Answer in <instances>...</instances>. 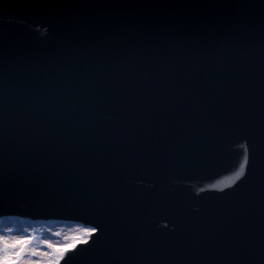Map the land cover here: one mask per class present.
Segmentation results:
<instances>
[{"label": "water", "instance_id": "1", "mask_svg": "<svg viewBox=\"0 0 264 264\" xmlns=\"http://www.w3.org/2000/svg\"><path fill=\"white\" fill-rule=\"evenodd\" d=\"M176 3L170 0L166 7L171 10ZM252 3L256 11L252 30L231 52L218 51L205 41L188 52L183 63L174 64L169 55H160L150 69L134 70L129 66L132 47H109L106 31L114 23L119 28L123 19V27L135 35L134 25L147 21L160 7V0H2L0 143L5 141L3 151L8 154L11 172L17 164L25 163L15 159L17 144L23 141L26 157H32L31 171L45 176L48 195L62 202L37 205L34 197L39 198L40 191L36 187L18 188L9 183L10 174L0 170V199L5 202L0 216L35 215L99 224L104 235L87 254L71 255L67 264H190L181 251L165 255L158 250L176 244L213 211L249 195L255 182V174L250 173L231 187L199 191L235 172L242 155L237 144L244 143L245 133L202 137L197 129L202 112L214 116L216 98L233 93L242 96L245 117L251 116L259 126L264 42L259 0ZM199 6L215 4L201 0ZM158 19L164 23L167 18ZM87 25L100 27L89 31ZM237 52L242 57L240 63L229 59ZM145 54L154 55L151 49ZM98 83L109 93L94 117L99 128L93 130L81 121L83 134L72 138L65 119L75 121L86 112L92 98L86 97L84 85ZM165 88L170 91L162 96ZM129 92L151 97V120L160 128L151 139L141 138L138 129L130 155L123 152L128 145L122 141L120 152L109 153L111 133L119 130L125 116L121 95ZM28 97L37 102L25 104ZM50 102L53 115L46 119ZM139 116L133 112L130 119L139 124ZM140 126L147 127V123ZM189 128L192 134L187 133ZM46 138L56 144L55 159L57 165L63 162L61 167L52 166L49 154L53 147L43 144ZM97 139L103 140L104 151L94 148ZM247 215L253 252L241 264H259L264 210L258 182ZM118 233L140 246L144 254H108Z\"/></svg>", "mask_w": 264, "mask_h": 264}, {"label": "snow or ice", "instance_id": "2", "mask_svg": "<svg viewBox=\"0 0 264 264\" xmlns=\"http://www.w3.org/2000/svg\"><path fill=\"white\" fill-rule=\"evenodd\" d=\"M169 2L170 0H160V7L148 17L147 21L134 25L135 35L132 34V29L123 27V19L119 22L121 25L119 28L114 23L111 30L107 29L105 43L109 47L117 49L132 47L134 56L130 57L129 66L134 70L136 68L150 69L155 58L160 55H169V59L174 64L183 63L186 54L199 48L205 41H210L209 47H215L218 51H224L227 54L231 52L238 40H242L252 30L256 18L255 5L252 0H211L215 7H201L199 6L201 0H191L190 4H186L185 0H177L176 6L171 10L166 7ZM259 5L261 39L264 42V0H259ZM160 16L167 18L164 23H160L158 19ZM87 27L89 31H92L100 26L87 25ZM148 49H151L154 55H146L145 51ZM170 53H175V55H170ZM229 59L234 63H240L242 57L237 52L229 56ZM84 91L86 97L92 98V104L85 113L78 115L75 121L71 118L65 119V125L71 127L69 136L72 138L83 134L81 121L93 130L99 128V125L94 123V117L98 106L109 98V93L102 83L92 86L85 84ZM168 91H170L168 88L162 89L160 94L163 96ZM150 99L149 96H137L130 92L121 95L120 107L125 116L122 118L119 130L111 133L112 145L109 153L120 152L122 141L128 145L123 152L130 155L131 145L137 138L138 129L141 138L151 139L158 132L160 125L151 120ZM29 102L36 103L37 100L35 97H28L24 101L25 104ZM215 103L218 107L214 116H209L207 111L202 112L201 122L197 126L199 134L202 137H215L218 133L244 132L245 135L242 136L244 143L237 144V147L242 150V155L232 175L199 191L222 190L225 187H231L237 181H242L241 178L247 179L250 173H254L255 182L252 190L249 195L241 197L238 202L228 208L213 211L205 222L183 235L176 244L158 251L165 255L169 252L174 254L176 251H181L182 255H187L190 264L191 262L195 264H241V261L253 252L250 244L247 211L257 182L261 206L264 210V87H262L261 116L258 128L253 124L251 116L245 117L244 110L241 108V95L224 94L218 96ZM133 112L140 113L139 124L130 119ZM52 115L53 107L50 102L46 119H51ZM144 123H147V127L140 126ZM181 127L184 125L181 124ZM186 131L192 134L190 128ZM44 136H47L46 132ZM43 144H52L53 151L49 154L52 166L61 167L63 162L60 161L57 165L55 159L56 144L50 138L44 139ZM22 145L24 146L23 141L17 144L15 159L25 161V163L17 164L10 172L8 154L3 151L5 141L0 143V170L10 174L9 183L18 188L26 185L36 187L40 191L39 198L34 197L37 205L46 202H62L48 195L49 189L44 187L46 177L36 175L31 171L32 163L30 164L29 161L32 157L30 155L26 157ZM105 147L103 140L97 139L94 148L97 151H104ZM35 155L40 156L41 154L35 152ZM4 203L0 199V207H3ZM74 231L75 234L70 237L66 236L63 243H53L45 240L42 233L37 235L30 229L7 227L0 222V264H61V261L67 264L65 258L71 259L68 257L69 252L73 255L87 254L89 249L104 235V229L94 222L79 225ZM54 235L59 236L60 233ZM113 239L115 243L108 249V254L123 253L126 257L144 254L140 246L131 243L130 238H126L122 233H118ZM85 259L89 257L85 255ZM259 264H264V215H262L261 224Z\"/></svg>", "mask_w": 264, "mask_h": 264}, {"label": "bare ground", "instance_id": "3", "mask_svg": "<svg viewBox=\"0 0 264 264\" xmlns=\"http://www.w3.org/2000/svg\"><path fill=\"white\" fill-rule=\"evenodd\" d=\"M0 222H2V225L7 227H13V228H19V229H26L29 227L30 230H32L34 233L38 234L37 231H39V234H43V238L45 240H50L53 243H62L63 239L65 237H70L72 232H75L74 230L77 228V225H71V224H64V223H33L31 225L32 220L28 221L25 219H21L11 216V217H0ZM31 222V223H30ZM31 225V226H29ZM37 225L36 228H32V226ZM55 233H61L59 236L54 235ZM75 234V233H74ZM62 238V239H61Z\"/></svg>", "mask_w": 264, "mask_h": 264}, {"label": "rangeland", "instance_id": "4", "mask_svg": "<svg viewBox=\"0 0 264 264\" xmlns=\"http://www.w3.org/2000/svg\"><path fill=\"white\" fill-rule=\"evenodd\" d=\"M18 219V218H17ZM28 222V221H27ZM41 222H45V221H41ZM41 222H39V221H37L36 223H41ZM52 223H64V224H71V225H76V224H73V223H71V222H63V221H51ZM31 223V222H30ZM31 225H33V223H31ZM31 225H29V226H31ZM78 226V225H77ZM37 227V225H35V226H32V228H36ZM22 229V228H21ZM26 229H29V227H27ZM38 232V234L37 235H39V231H37ZM74 233L75 232H72V234L70 235V236H72V235H74ZM61 234V233H60ZM62 239V238H61ZM64 242V239H63V241H62V243Z\"/></svg>", "mask_w": 264, "mask_h": 264}]
</instances>
